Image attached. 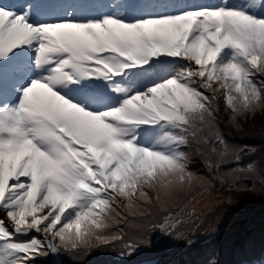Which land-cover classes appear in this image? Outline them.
Instances as JSON below:
<instances>
[{"label":"snow or ice","instance_id":"6c2138e0","mask_svg":"<svg viewBox=\"0 0 264 264\" xmlns=\"http://www.w3.org/2000/svg\"><path fill=\"white\" fill-rule=\"evenodd\" d=\"M260 74L264 0L0 6V264L132 249L125 235L154 212L174 227L170 206L205 182L188 150L220 169L219 104L233 119L264 108Z\"/></svg>","mask_w":264,"mask_h":264},{"label":"trees","instance_id":"16d2710c","mask_svg":"<svg viewBox=\"0 0 264 264\" xmlns=\"http://www.w3.org/2000/svg\"><path fill=\"white\" fill-rule=\"evenodd\" d=\"M257 79L264 80V74H260ZM216 126L219 134L227 144L224 165H227L226 168L228 170L233 169L234 165H237V159L238 161L242 159L247 161L242 166L243 168L240 169H246L249 164L253 165L251 162L254 158L259 161L260 166L256 167L253 165L255 169L253 172L239 171L238 168L233 169V171L226 174L227 177L232 179L230 183L225 184V189L221 191L222 195L209 196L219 200V202L223 199V204L232 208L239 207L245 201L251 199L264 201V155L261 152L263 151L262 146H264V108L258 109L254 114L240 115L233 119L231 114L225 110L223 101H221ZM188 151L193 160L192 171L203 177L207 175V179H205L204 183H201V186L213 184L216 179L211 181L209 179L212 178L213 174L215 175V169L209 171L201 163L194 149H189ZM251 173H255L256 175L254 176L256 178L250 179L248 174ZM254 183H257V185H254ZM195 187L196 185L186 195H197L194 191V189L196 190ZM178 203L180 204V201ZM164 215L166 213L154 212L150 218L140 221L138 228L130 229L127 232L125 242L132 243L134 245L132 249H127L125 244L117 243L106 247H95L86 251L81 250L76 254L61 250L60 256L63 254L64 261L60 263L140 264L154 260L163 251L170 250L171 246V244L158 246L160 241L166 239L170 232L161 231L159 227L161 222H163ZM221 219L226 222L227 227H222L221 232L214 239H210L214 226ZM234 225L239 226L244 239H241V235H238L233 239L232 243H228L226 237L230 232L229 229ZM262 228H264L263 205H256L249 211L241 213L230 211L227 215H220L214 220L204 238L196 239L183 252L163 264H219L226 254H228L229 264H263L264 242L261 243L263 236L260 234ZM219 235H222V239L216 240ZM140 245L142 250L139 248ZM155 247L159 248L156 252L159 254L154 255L152 253L151 256H147L148 250L154 251ZM138 254V259L132 261V258H136ZM36 264H50L49 256L38 257Z\"/></svg>","mask_w":264,"mask_h":264},{"label":"rangeland","instance_id":"374dc122","mask_svg":"<svg viewBox=\"0 0 264 264\" xmlns=\"http://www.w3.org/2000/svg\"><path fill=\"white\" fill-rule=\"evenodd\" d=\"M48 1H49V3H52L55 0H48ZM69 1H72V0H69ZM117 1L125 3V0H93L92 5L97 4V9H95V11H96V14H98V13L110 12L111 10H114V5H115V2H117ZM129 1L130 0H126V3H125L126 6H128ZM170 1L173 2V0H163L164 4H166V5L171 4ZM191 1H196V0H186L185 3H189ZM222 2H223V0H198V3H202V4H199L197 6L206 5V4L207 5H213V4H218V3H222ZM229 2L239 4L240 0H229ZM197 6H195V7H197ZM182 8H191V7L184 6L180 3L179 5H176V7L171 8V10L169 9V11L167 10L166 12H175V11H179ZM62 11H63V9H61L60 12H62ZM159 12H165V11L158 9V11L156 13H159ZM262 149L264 151V146H262ZM263 151H261V152L264 155ZM260 157H261V159H263L262 156H260ZM246 162L247 161L245 159L239 160L237 165H234L233 169L243 168L242 166ZM251 163L253 165H255L256 167L260 166L259 161L256 160L255 158L252 159ZM226 167H227V165L226 164L224 165V163H223L221 165V168L218 171L216 169L214 170V173H215V175L213 174L214 177L212 176V178L209 179V181L216 179L213 184H211V185L206 184L204 187H202L201 183H198L195 187L196 190L194 189V191L197 195H195V194H189V195L183 194L178 199V201H180V204L177 201L174 205L170 206L169 212H171V214L177 218V221H174V224H175L174 227H170L168 229L167 232H169V231L170 232H169L168 236L166 237V239H163L162 241H160V243L158 245L161 247V246H164L165 244H171L170 250L163 251V253L161 252L162 254L159 255L158 258H156L157 262L161 261L162 259L168 258L167 256H171L174 254L178 255L181 252H183L182 248H181V250L179 249L180 247L178 248L179 250L178 249L176 250V248L178 247V245L181 242L188 241L187 245L185 246L186 248H188L190 245H192L194 243V241L196 239L204 238L208 232L207 230L210 227L203 233V235L195 237L194 233L196 231V228L202 223V221L204 219H206V218L211 219L212 216H215L217 218L218 216L225 213L226 208L223 205V202H222L223 199H222V201L219 202V200H217L213 197H210L209 195H222L221 191L225 189L224 188L225 184H228V182L229 183L231 182L232 178L226 176V174L229 173V170ZM248 175H249L250 179L256 178L254 176V175H256L255 173H251ZM204 178L207 179V175H204ZM254 185H257V183H254ZM252 201H253V199L245 201L241 206L235 207V209L238 211V213H241L244 210L249 211V209H252L255 207V206H250V207L247 206L249 204H252V203H250ZM246 208H247V210H246ZM217 209H221L220 213H216ZM214 213H216V214H214ZM0 215H2V214H0ZM161 224H163V222H161ZM222 227H227V224L223 219L218 221V223L214 226V228L211 232L212 235H211L210 239H214L217 236V234H219L221 232ZM229 231L230 232H229L228 236L226 237V240L228 241V243H232L233 239L235 237H237L238 235H241V239H244V237L242 235L243 233L241 232V229H239L238 225H234L232 228L229 229ZM260 234L263 236V238L261 240V243H262V242H264V228H262L260 230ZM218 239H222V235L221 236L219 235L216 238V240H218ZM253 241L255 242V240H253ZM139 248H140V250H142L141 245ZM158 250H159L158 247H155L154 251L148 250L149 253L147 254V256H151L152 253L154 255H158L159 253H156ZM175 250H176V252L173 253V251H175ZM227 255L228 254L225 255V257L221 260L222 262H220L219 264H229L230 263V262H228ZM138 257H139V254H138V256H136V258H134V259L132 258V261L137 260ZM142 263H144V262H142ZM115 264H118V263H115Z\"/></svg>","mask_w":264,"mask_h":264},{"label":"bare ground","instance_id":"6f19581e","mask_svg":"<svg viewBox=\"0 0 264 264\" xmlns=\"http://www.w3.org/2000/svg\"><path fill=\"white\" fill-rule=\"evenodd\" d=\"M185 2V1H184ZM117 4H119L120 5V7L119 8H117L116 7V5ZM189 4H191V6L193 5V6H197V5H199L200 3H198V1H191V2H189ZM3 4L1 3L0 4V6H2ZM124 10V6H123V4H120V3H115V5H114V10H111V11H123ZM220 211H221V209H217L216 210V213H220ZM216 213H214V214H216ZM214 216H212L211 217V219H204L203 221H202V223L196 228V231H195V233H194V236L195 237H197V236H201V235H203V233L208 229V226H209V224H210V222H211V220H212V218H213ZM210 220V221H209ZM187 243H188V241H183L182 243H180L179 245H178V247L176 248V250L179 248L180 250H181V248H184L186 245H187ZM178 249V250H179ZM176 250L175 251H173V253H175L176 252Z\"/></svg>","mask_w":264,"mask_h":264},{"label":"water","instance_id":"95a60500","mask_svg":"<svg viewBox=\"0 0 264 264\" xmlns=\"http://www.w3.org/2000/svg\"><path fill=\"white\" fill-rule=\"evenodd\" d=\"M252 203V205H263L264 206V201H252L251 202ZM215 217V216H214ZM214 217H213V219H214ZM213 219H212V221H213ZM182 243V242H181ZM174 255H176V254H174ZM174 255H171V256H167L168 258H171V257H173ZM168 258H166V259H168ZM166 259H162L161 261H156V263L155 264H159L160 262H163V261H165Z\"/></svg>","mask_w":264,"mask_h":264}]
</instances>
